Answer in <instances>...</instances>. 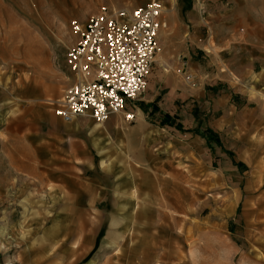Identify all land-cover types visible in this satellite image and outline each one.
<instances>
[{
    "label": "rangeland",
    "instance_id": "rangeland-1",
    "mask_svg": "<svg viewBox=\"0 0 264 264\" xmlns=\"http://www.w3.org/2000/svg\"><path fill=\"white\" fill-rule=\"evenodd\" d=\"M149 1L0 0V136L17 134L0 137V264H264V0H160L136 120L58 125L66 159L95 128L91 169L41 159L71 20Z\"/></svg>",
    "mask_w": 264,
    "mask_h": 264
},
{
    "label": "built area",
    "instance_id": "built-area-1",
    "mask_svg": "<svg viewBox=\"0 0 264 264\" xmlns=\"http://www.w3.org/2000/svg\"><path fill=\"white\" fill-rule=\"evenodd\" d=\"M164 4L135 7L102 4L85 22L71 20L75 40L65 64L72 75L53 112L66 122L88 116L104 124L113 115L136 120V101L148 86L160 31L167 27Z\"/></svg>",
    "mask_w": 264,
    "mask_h": 264
},
{
    "label": "crops",
    "instance_id": "crops-1",
    "mask_svg": "<svg viewBox=\"0 0 264 264\" xmlns=\"http://www.w3.org/2000/svg\"><path fill=\"white\" fill-rule=\"evenodd\" d=\"M81 118H88V119L93 120L92 118H90L88 116H81ZM113 118H120L122 120L120 115H113L105 123L111 121ZM43 119L47 120L48 124H50V127L46 131H43V130H40V131L34 130L33 131V129H28L25 127V130L28 129L29 133H32V131H33V133H36L37 144L42 147V149H40L41 156L43 155V157H41V159H46L47 163L49 162V159H51L52 163H54V162L59 163L60 162L61 165L57 166L58 167L57 169L59 170L60 168H62V171L64 169H73V168H76V169L82 171L83 169L84 170L91 169L92 166H94L95 161L93 160V158H90L89 155H87L86 153L81 154L80 152H82V151L86 152V149L84 147H86L89 144V140L91 142L93 141V144L97 143L96 136H95L96 135L95 128L88 130V132L86 130L85 131L86 133L84 131H82L83 132V133L81 132L82 134L77 135L78 138L77 137L74 138V139H76V142H75V144L74 143H72V144L77 146L78 150L70 151L69 153H67L68 157L66 159V152H65L64 147H63L64 141H65V135H64V132L62 130H60V128L58 127V125L63 120L60 117L56 116L54 113L53 114L47 113ZM104 124H97V126L98 125H104ZM25 130H23V132L26 134L27 132ZM3 131H4V133L8 134V136H6L8 138H2V136H0L1 139H3V142H2L3 144H7V143L9 144V142H10L9 139L11 137L14 139H17V134H16V131L14 130V125L12 126L11 123L10 124L8 123L7 125H5ZM20 155H25V153L24 154H16V151L9 150L8 151L9 163L12 164V162H14V163L17 162L16 159L18 157H20ZM84 157L86 158V160L88 162V166L84 165L85 164L84 163L85 160L83 159ZM81 159L84 160L83 163L78 161V160L81 161ZM65 161H68L69 163H66ZM102 164H103V162H102ZM19 166L20 167H26L25 165L23 166L21 164ZM104 167H105V165H104ZM77 193H79V192H77ZM74 200H75V198H74Z\"/></svg>",
    "mask_w": 264,
    "mask_h": 264
}]
</instances>
